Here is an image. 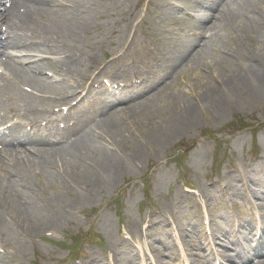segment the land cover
I'll return each mask as SVG.
<instances>
[{"label": "bare ground", "instance_id": "bare-ground-1", "mask_svg": "<svg viewBox=\"0 0 264 264\" xmlns=\"http://www.w3.org/2000/svg\"><path fill=\"white\" fill-rule=\"evenodd\" d=\"M220 1L203 0L202 7L211 10L216 8ZM86 9L93 10L91 13H97L100 7L94 5L88 8L86 0H0V29L5 27L11 32L10 39L4 41L0 38V52H3V56L15 54L14 52L20 51L19 49L25 51L28 46H31L38 52L52 57L36 67L33 76L18 75L17 81L22 83L31 81L30 84L23 86L30 87L34 93H41V89H45L53 90V94H56L58 88L53 82L64 83L62 87L66 88L70 80L80 77L77 64L80 60L78 57L83 54L81 47H84L82 45L92 31L101 30L100 25L92 23L90 15L77 16L79 12L85 14ZM197 17L201 22L207 20L202 10H199ZM212 18L215 21L209 28L211 31L223 28V22H227L238 36L244 39L255 36L258 42L264 44V0H230V2L227 0L222 11ZM43 29H48L50 37L41 40L38 36L41 31H44ZM196 54L184 65L189 72L196 66L199 67L204 60L205 52H202V49L200 51L196 49ZM218 60L220 62L217 61L216 65L224 71L220 79L223 86L215 83L217 78L208 76L211 79L209 80L204 76H195L196 87L192 85L188 97L187 94L182 93L183 96H180L178 93H172V89L168 87L153 94L142 103L130 105V108L123 109L120 114L125 111L128 113L139 111L137 114L139 120L144 123L150 120V116L166 114V117L157 118L156 126L149 125L152 134L148 135L149 142L165 145L196 124L200 106L208 107L213 110V113L216 111L223 116L227 110L236 105V97L241 86L253 84L251 86L257 91L264 89V52L258 56H252L244 54L243 49L237 51L228 48L223 51V55ZM3 64L9 70L12 67L10 62L4 61ZM203 66L206 65L202 64L201 67ZM45 72L52 73V82L48 80L50 77L42 76ZM99 77L97 76L95 80ZM111 78L113 79V76ZM239 78L244 83L240 84L239 90L234 89L235 80ZM3 79L6 77H0V82ZM12 86L14 87V83H8L7 89L11 90ZM27 96V102L35 101L32 92ZM225 97L227 99L224 101ZM120 100L122 98L98 110L97 113L101 112L100 116L104 117V125L101 127L98 125L96 129L90 128L83 136L60 140L57 142L58 145L51 140H43L36 143L35 149H29L28 145L20 142L14 134L0 139V144L10 151L9 156H0V232L3 233L0 242L2 245L8 248L11 244H15V249H19L20 236L31 239L33 236L53 230L58 225L59 218H66L70 211L93 202L97 192L113 186L125 173V166H129V160L134 161L135 157L122 158L118 154V149L104 150L98 144L101 138L109 146L118 145L119 142L125 143L128 140L124 137L126 130L120 124L123 120L117 119L118 114L111 109L112 105ZM36 106L41 109V102L37 101ZM47 143L52 144L45 147ZM135 155H139V152L133 156ZM50 189H56L58 193H62L61 190H63L65 195L50 198L48 196ZM203 191L201 188L198 193L205 197ZM54 201L57 204H54ZM46 205L50 206V212H45ZM161 218L166 217L161 216ZM170 220L176 233H179L177 245L181 252H184V246L192 249L191 242L182 241L180 237H187L185 233L188 229L192 230L200 225L199 216L190 212V217L185 218V228H187L182 227L181 233L177 229L179 227H176L177 219ZM129 232L133 239L140 240L141 233L135 224H131ZM8 234L9 238L14 239H7ZM149 238L152 242L145 244L141 252L145 251L149 255L157 256L152 260L156 264L163 258L153 242L154 240L159 242V237L156 234L149 235ZM107 239H109L108 249L102 253L103 261L100 264H106L108 260L113 264L131 263L130 247L120 254L118 252L121 246L119 248L118 244L121 238L110 234ZM198 242H193L194 246ZM118 255L120 260L116 262ZM4 261V256H0V264H5Z\"/></svg>", "mask_w": 264, "mask_h": 264}, {"label": "rangeland", "instance_id": "rangeland-1", "mask_svg": "<svg viewBox=\"0 0 264 264\" xmlns=\"http://www.w3.org/2000/svg\"><path fill=\"white\" fill-rule=\"evenodd\" d=\"M153 4H155L154 0H105L100 14L92 16L95 24L104 27L101 34H92L90 40L93 53L89 54L90 56L95 54L93 57L95 65L101 64L106 71L117 69L119 74L123 75L121 68L124 66L125 56L123 60L116 62L113 55V44L123 41H128L130 46L127 57H132L133 54L137 58L141 54L142 59H152L155 55L156 42L150 45L149 51H145L141 47V39L146 30V18L148 19L149 15L156 16V10L152 9ZM181 16V11L173 8L160 22L163 25L171 24L175 31L180 25ZM143 18L145 21L142 20ZM154 25L158 26L157 23ZM163 31L159 33L166 38ZM150 32L146 37L152 35V31ZM236 35L234 29L221 30L217 39L207 48L209 54L206 53L203 62L199 67H195L197 71L183 75L177 73L172 80L171 89L183 96L182 86L187 82L195 86L197 75L222 79L224 71L216 65V62L223 55L221 52L228 48L237 51L243 49L244 54L246 51L247 54L256 56L264 52V44L258 42L255 36L244 39ZM173 44L175 42H172L169 48ZM122 54L124 50L120 53ZM80 63L82 64L80 80H83L95 68L87 69V64L90 63L84 58L83 63ZM202 64L206 66L202 68ZM137 65L141 66V60ZM201 68L204 71L199 73L202 71ZM243 83L241 78L236 79L233 88L238 89ZM251 85L241 86L240 90H237L236 105L227 110L223 116L216 111V117L212 116L213 111L210 108L199 109V119L196 124L165 145L149 142L148 135L152 134L150 126H156L157 118L166 117V114L150 116V120L144 123L139 120L137 115L139 111L123 113L121 115L123 121L120 124L126 130L124 137L128 140L110 147L111 150L118 149L122 158L135 157L132 163L129 161V166H125V173L110 188L99 193L96 191L94 201L80 207L73 216L62 221L54 231L50 232L51 236L45 235L46 232L33 238L34 240L22 239L20 249L15 250L10 256L7 255L5 259L10 261V264L80 263L86 259L84 257H88L85 255L86 251L99 253L100 249L106 246L107 234L112 233L113 236L117 234L120 216L132 218L137 222L146 220L147 216L158 212L156 206L159 204L165 208L175 196L180 199L185 197V186L193 185L194 188L196 183L203 185L209 180H219L228 174L230 165L243 167L251 161L252 156L257 154L264 156V89L257 91ZM226 99L225 97L224 101ZM239 119L241 122H237ZM194 142L198 144L193 150L197 153L191 154L186 151L185 146ZM136 152H139V155L133 156ZM210 177L213 179H209ZM252 178L256 179L257 176ZM61 192L52 189L48 191V196L63 197L65 192L63 190ZM46 211L49 212L50 207H47ZM106 219H112L108 227L105 224ZM71 251L75 254H71Z\"/></svg>", "mask_w": 264, "mask_h": 264}]
</instances>
